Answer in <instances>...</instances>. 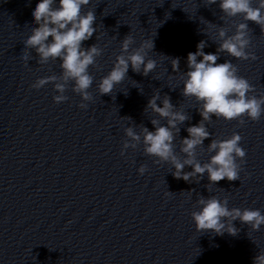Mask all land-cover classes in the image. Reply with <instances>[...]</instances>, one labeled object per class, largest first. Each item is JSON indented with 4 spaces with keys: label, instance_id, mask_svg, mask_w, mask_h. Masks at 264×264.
Segmentation results:
<instances>
[{
    "label": "clouds",
    "instance_id": "9594fccd",
    "mask_svg": "<svg viewBox=\"0 0 264 264\" xmlns=\"http://www.w3.org/2000/svg\"><path fill=\"white\" fill-rule=\"evenodd\" d=\"M217 2L218 0H207V5ZM89 3L90 0H40L32 12L38 27H33L24 41V48L34 50L39 57V64L45 65L57 60L61 62L59 75L39 78L32 87L40 89L51 83L54 91L58 93L53 96V101L60 104L69 99L65 92L71 83V91L81 97L82 102L78 105L81 109H87V102L93 100L89 89L93 85L94 77L89 73V68L95 65L103 52L97 44L87 48L83 46V42L96 33L95 11H82ZM219 8L225 18L239 15L243 22L234 25L235 32L231 35H228L229 28L217 27L216 53H205L203 49L207 44L202 40L197 44V50L187 55V71L180 70L179 58L171 59L173 73H178L183 80V97L195 99L202 117L198 124L186 128L188 136L180 139L179 153L176 151L175 140L179 136L180 125L191 118L183 110H178L167 94L161 99L157 92L151 96L144 109H150L159 117L150 120L154 131L144 125L140 126L139 132L132 126L124 129L127 139L123 141L121 156L129 148L135 150L142 143L144 154L157 158L154 163H170L174 169L172 175L188 183H198L205 174L209 185L224 179L239 180L246 151L240 146L242 137L238 133H233L226 139L211 138L206 151L214 154L210 155L207 162L201 163L198 160L197 149H203L204 141L211 137L206 124L216 117L226 121L237 120L243 126L244 117L258 121L264 114V94H250L255 91L254 87L246 78L238 75V68L231 61L217 63L221 53L239 60L257 59L254 52L247 50L251 43L248 22H254L264 32V0H219ZM134 43L135 40L130 34L122 40L120 54L115 57L112 69L101 77L97 85L100 96L110 95L114 87L125 79L129 67L145 77L155 70L156 61L148 58L149 51L154 48L153 39L144 40L139 47L132 48ZM21 58L28 62L31 56L25 51ZM126 118L131 120L130 117ZM161 120L166 123L162 124ZM186 166L191 167L192 171H185ZM146 170V165L138 168L141 175ZM207 189L210 191V188ZM193 191L195 190L188 191L189 198ZM171 193L168 191L165 195ZM196 207L198 210L192 211L191 218L197 232L211 230L217 235L227 232L236 236L239 229L235 227L234 221L239 220L240 223L249 225L252 231H259L264 225V214L259 209L229 208L226 197L221 200L214 195L207 198L199 196ZM253 264H264V250L254 256Z\"/></svg>",
    "mask_w": 264,
    "mask_h": 264
}]
</instances>
